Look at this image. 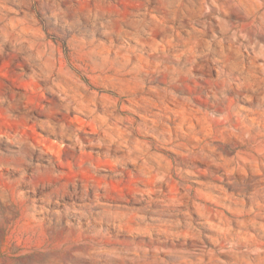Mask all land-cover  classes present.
<instances>
[{
	"label": "rangeland",
	"instance_id": "rangeland-1",
	"mask_svg": "<svg viewBox=\"0 0 264 264\" xmlns=\"http://www.w3.org/2000/svg\"><path fill=\"white\" fill-rule=\"evenodd\" d=\"M0 264H264V0H0Z\"/></svg>",
	"mask_w": 264,
	"mask_h": 264
}]
</instances>
